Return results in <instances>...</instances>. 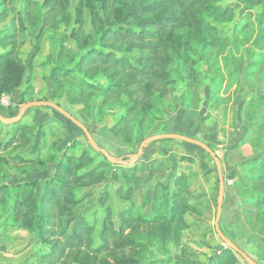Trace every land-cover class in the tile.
I'll return each mask as SVG.
<instances>
[{
	"label": "rangeland",
	"instance_id": "rangeland-1",
	"mask_svg": "<svg viewBox=\"0 0 264 264\" xmlns=\"http://www.w3.org/2000/svg\"><path fill=\"white\" fill-rule=\"evenodd\" d=\"M111 2L116 4L117 0ZM140 2L135 0L136 4ZM145 2L154 3L152 10L129 23L110 16L113 26L135 28L141 36L133 34L127 39L105 42L103 29L91 15L99 9L102 16L100 0H56L54 16L47 14L49 0H0V37L14 34L5 45L0 41V53L8 50L15 38L25 65L21 86L1 96L0 113L11 117L30 100L55 101L53 69L71 70L75 76L62 78L66 83L58 103L85 124L97 143L122 163H111L103 182L78 190L82 199L65 215L67 230L71 232L79 220L86 219L96 225L93 238L98 246L100 223L107 207L120 220L118 212L130 203L117 193L119 186L131 185V201L137 204L149 190L152 201L142 211L147 215L153 214L161 199L166 201L164 208L168 210L175 190L195 206L193 212L184 215L187 225L178 235L164 243L157 238H141L147 244L142 264L157 260L161 264H214L221 251L229 248L214 230L219 180L215 162L203 148L181 140L161 139L150 143L140 157H133L142 139L156 133L176 132L206 143L222 166L225 189L221 229L249 256L264 264V204L255 194L259 188H250L254 176H258L257 164L264 158V0H218L223 7L233 6L232 18L220 20L214 15H201L200 22L171 0ZM154 19L160 22L153 23ZM157 40L168 50V68L177 93L174 108L156 113L149 129L135 128L124 133L117 128L118 133L114 134L111 127L125 108L120 104L103 106L102 95L97 91L89 106L65 99L74 77L107 87L124 76L104 69L107 64L98 67L94 50L112 53L139 66L146 63V49H141V44ZM86 56L88 60L83 59ZM15 124L0 121V157L17 154L33 162H0V184L10 187L8 202L0 206V264H46L37 252L50 250L51 237L47 244L36 241V236L12 223L14 185L39 180L41 188L65 154L78 155L87 150L94 156V164L103 160V155L91 147L76 124L52 107L28 108L17 124L31 127L29 143L4 147L15 133ZM41 160L46 163L44 169ZM131 166L135 167L127 171ZM181 173L185 176L175 185L174 179ZM103 190L108 194L99 198ZM206 248L215 249L214 257ZM101 257L113 264L109 252L95 257L88 254L95 263ZM236 261L247 264L239 254Z\"/></svg>",
	"mask_w": 264,
	"mask_h": 264
},
{
	"label": "trees",
	"instance_id": "trees-1",
	"mask_svg": "<svg viewBox=\"0 0 264 264\" xmlns=\"http://www.w3.org/2000/svg\"><path fill=\"white\" fill-rule=\"evenodd\" d=\"M100 1L102 16L99 14V9L92 12L91 15L93 22L103 29L104 38L102 39L105 42L108 39H127L133 34L140 37L141 32H137L135 28L121 25L113 26L110 16L129 23L130 19L149 13L154 4L146 3L145 0L139 4H136L135 0H117L116 4H112V0ZM171 1L176 3L178 9L189 14L196 22L201 21V15H214L220 20H229L233 15V6L223 7L217 3L218 0ZM56 6V0H49V9L47 10L49 16L55 15ZM151 21L153 23L160 22L156 19ZM169 21L171 18L166 22ZM73 35L78 36V33L74 32ZM12 37L14 34H8L0 37V41L5 45L6 40ZM15 40L13 38L10 42L11 46L8 50L0 53V98L3 94L13 92L22 84L25 65ZM142 48L146 49V56L143 57L146 59V63L139 66L112 53L94 50L98 67L107 64L104 69H109L115 75L123 73L124 76L107 87L94 85L74 77L66 92L65 99L71 103L89 106L94 91H97L102 95L101 104L103 106L120 104L125 108L123 115L111 127L114 134L118 133L117 128L124 133H129L135 128H139L140 131L149 129L155 122L156 113L160 114L174 108L177 88L168 68L170 56L162 42L159 40L153 43L146 42L141 44ZM61 49L63 51V48ZM83 59L88 60L89 57L86 56ZM68 75L75 76L71 70L60 72L54 68L52 71L51 79L54 87L52 97L56 103H58L57 99L61 97L60 90L66 83L63 82L62 78ZM17 123H14L16 125L15 133L4 147L12 144L24 146L29 143L31 127L28 124ZM18 159L23 163L33 162V159L22 158L17 154L7 158L0 157V162ZM94 163V156L87 150L78 155L65 154L63 160L54 166L52 176L43 181L44 184L41 188L39 180L14 185L12 223L18 228L26 230L30 235L36 236V241L47 244V238L51 237L48 238L50 239V250L37 252L46 264H110L105 257H101L97 263L94 262L95 259H88V254L92 253L95 257L102 252H109L113 264H142V256L143 252L146 251L147 244L141 238L147 237L148 241L151 238H157L162 240L161 243H164L172 235H178L179 230L187 225L184 217L186 212L195 210V206L183 194L175 190L168 210L164 208L166 201L161 199L154 207L153 214L147 215L142 211L152 201L149 190L145 192L143 201L137 204L131 201L133 187L131 185L119 186L117 193L121 198L129 200L130 203L118 212L117 216L120 220H116L112 209L107 207L99 228L101 242L95 246L93 237L96 225L89 224L86 219L82 218L71 232L64 226L65 215L82 199L78 197V190L97 185L107 177L111 162L103 156V160ZM40 166L44 169L46 167L45 161L41 160ZM257 170L258 176H254L250 188L253 190L259 188L255 194H257L259 201L264 204V158L257 164ZM184 176L183 173L177 175L174 184L177 185ZM9 190L8 184H0V206H4L8 202ZM102 194H108V192L103 190L99 198ZM249 202L252 200L250 199ZM221 252L214 264L237 263V254L232 249L226 248ZM146 264L161 263L157 260Z\"/></svg>",
	"mask_w": 264,
	"mask_h": 264
},
{
	"label": "water",
	"instance_id": "water-1",
	"mask_svg": "<svg viewBox=\"0 0 264 264\" xmlns=\"http://www.w3.org/2000/svg\"><path fill=\"white\" fill-rule=\"evenodd\" d=\"M33 106H49L57 110L59 113H61L63 116H65L67 119L72 121L74 124H76L85 134L86 138L88 139L91 147L100 152L108 161L114 164H121L122 160L117 159L116 157L112 156L109 154V152L102 148L97 141L93 138L92 134L90 133L89 129L85 124H83L79 119H77L75 116H73L68 110H66L63 106L60 104L56 103L55 101L52 100H30L27 102H24L21 104L18 112L16 115L11 116V117H6L3 114L0 113V121L7 123V124H13L18 122L22 117L25 111ZM161 139H176V140H181L185 141L188 143H192L195 145L200 146L203 148L214 160L216 170H217V175H218V180H219V186H218V194H217V205H216V213H215V219H214V230L215 233L217 234L218 238L227 245L230 249H232L235 253L239 254L243 260L247 264H260L257 262L255 259H253L251 256H249L245 251H243L239 246H237L225 233L222 231L221 226H220V219L222 215V204H223V195H224V189H225V184H224V178L222 174V166H221V161L216 155V153L204 142L196 139L189 137L187 135L181 134V133H176V132H163V133H156L152 134L149 136H146L138 145V150L133 154L134 158L140 157L143 153L145 148L152 142H155L157 140ZM133 160V159H132ZM131 160V161H132Z\"/></svg>",
	"mask_w": 264,
	"mask_h": 264
},
{
	"label": "crops",
	"instance_id": "crops-1",
	"mask_svg": "<svg viewBox=\"0 0 264 264\" xmlns=\"http://www.w3.org/2000/svg\"><path fill=\"white\" fill-rule=\"evenodd\" d=\"M134 167H135V166H131V167H127L126 169H127V171H132L131 169H133ZM128 169H129V170H128ZM184 243H186L185 245H188L186 241H184ZM206 249H207V248H206ZM214 250H215V249H213V248H212V249H209V248H208V249L206 250V252H210V255H211L212 257H214V255H215ZM200 253H202V252L199 251L198 254L200 255ZM218 253H219V252H218ZM195 259H196V256H195V258H194V261H195ZM215 259H216V258H215ZM236 264H238V262H237Z\"/></svg>",
	"mask_w": 264,
	"mask_h": 264
}]
</instances>
